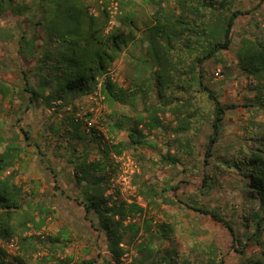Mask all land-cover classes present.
Here are the masks:
<instances>
[{"label": "trees", "instance_id": "obj_1", "mask_svg": "<svg viewBox=\"0 0 264 264\" xmlns=\"http://www.w3.org/2000/svg\"><path fill=\"white\" fill-rule=\"evenodd\" d=\"M13 1L0 0V16L8 5H12L17 15H24L38 0H32L31 4L26 0ZM242 1L105 0L99 15H95L89 9V0H56L55 9L47 13L48 30L37 66L39 83L34 85L24 72L22 90L29 94L26 106L35 102H44L49 107L74 105L76 98L98 91L109 109L105 116L111 122L112 131L125 130L128 135L126 142L109 144L99 129L94 126L88 129V122L79 119L75 112L63 123L66 131L63 138L75 158L73 179L82 195L75 200L84 207L86 218L93 213L92 224L106 231L112 254V259L104 258L103 263L93 257L70 264H226L218 246H208L207 258L204 261L195 258L194 262L183 256L176 246L167 244L174 240V221L164 219L154 223L153 217H145L143 223H139L137 219L148 207L156 209L162 204L188 207L224 222L235 240L236 250L244 254L248 244L261 248L259 254L248 257L245 264H264V123L256 116V113H264V34L241 39L236 59L254 95L246 96L245 106L250 115L242 125L243 132L228 144L219 162L214 147L223 142L226 113L240 104L221 103L218 90L211 88L206 79L207 61L228 67V60L233 59L228 57L234 45L233 28L237 18L249 12L240 7ZM114 4L115 10L112 9ZM112 19L116 23L110 25ZM28 20L20 37V48L24 52L25 44L29 43L30 56L34 57L37 40L30 42L28 36L36 34L38 24L43 22L36 20L29 27L32 21ZM139 39L147 43L151 63L149 78L144 85H119L110 75L111 66ZM14 95L13 86L0 74V240L17 237L19 244L16 253H9L0 246V264H65L66 260L56 254L67 246L66 237L62 234L28 235L31 229L39 230L44 226L51 211L43 204L36 205L35 209L26 204V191L17 181L14 167L21 158L23 146L6 138L1 121L3 100ZM139 99L143 103L138 110ZM58 101L60 105H53ZM120 104L137 111L135 114L119 111L116 106ZM164 114H170L171 121H165ZM204 122L213 130L207 134L204 165H211L216 173L225 165L242 181L247 200L237 221L232 215L209 208L201 199L190 195L182 198L177 194L179 184L153 182L139 174L133 182L146 206L135 200L118 201L106 195L108 170L116 169L112 152L121 155L129 148L138 151L146 146L155 147L150 136L160 128L163 135L168 134L163 138L167 151H158L155 163L174 168L180 165L187 171L189 165L196 164L188 162L195 158L194 136ZM75 123L84 127L86 138L91 137V142L81 148L79 142L83 135L77 132ZM22 131L26 139L30 138L28 130L22 128ZM59 133L60 130L56 132ZM83 141L87 142L85 138ZM91 150H98L100 157L90 159ZM214 185L215 178L204 173L203 186L209 190ZM239 226L244 228L242 234ZM195 244L198 245V241ZM42 248L47 252L40 255ZM132 251L127 258L126 254Z\"/></svg>", "mask_w": 264, "mask_h": 264}, {"label": "rangeland", "instance_id": "obj_2", "mask_svg": "<svg viewBox=\"0 0 264 264\" xmlns=\"http://www.w3.org/2000/svg\"><path fill=\"white\" fill-rule=\"evenodd\" d=\"M105 0H89L90 11L99 15L104 7ZM14 3H22L23 0H14ZM32 0H26L31 4ZM56 0H38L32 4V9L24 15L14 13L12 5H8L6 11L0 16V74L13 86L15 95L3 100L1 121L4 135L7 139L15 140L23 146V152L14 169L17 181L26 191V204H43L51 213L46 218V223L41 229H31L35 235L62 234L68 239V244L64 249L57 251V256L65 259L66 263L81 261L82 259L96 257L103 263L104 258L112 259L109 251L107 233L105 230L97 229L91 222L93 213L86 212L75 198H82L80 189L75 185L73 179V150L63 138L66 131L63 123L67 122L68 115H78L79 119L88 122V129L95 127L105 135V140L110 143L126 142L128 135L125 130L114 132L105 116L109 111L105 106L102 95L95 91L92 94L76 98L73 104L61 107H49L44 102H35L27 107L28 92L23 91L25 82L24 72L30 77L34 85L39 83L37 66L39 53L42 49V41L46 38V16L55 7ZM240 7L249 9V12L241 14L237 18V23L233 28V47L228 52V67L213 60L206 62L207 84L218 90L221 103H239L235 109L228 110L225 116V126L222 132L223 142L215 144L214 149L217 154V161L227 152L226 147L233 142L238 134L243 132L242 125L248 119L249 110L245 106L246 96L252 97L254 91L249 89L248 78L238 66L236 54L241 45L243 37H260L264 34V0H243ZM116 4L112 6L115 10ZM55 9V8H54ZM49 14V13H48ZM46 17V18H45ZM52 18V14L48 16ZM39 20L36 34H29V40L35 42V56L31 57L29 43H26L25 51H21L20 37L26 24L30 21ZM50 22V20H49ZM116 23L115 19L110 20V25ZM140 40V39H139ZM229 58V59H230ZM151 71L150 56L146 42L137 41L132 43L121 55L120 59L113 63L110 75L119 85L138 84L144 85L149 78ZM152 98V97H151ZM61 102H53V105H60ZM143 100L139 99L137 109L142 108ZM119 111L135 114L130 106L117 105ZM76 109V110H75ZM255 114V112H254ZM257 120L264 123V113H256ZM165 121H171L170 114H164ZM67 126V125H66ZM78 133L83 135V140L79 142V148L91 142V137L86 138L83 126L75 123ZM22 128L29 131L30 138L26 139ZM80 129V130H79ZM60 130L59 134H56ZM213 130L207 122L201 124L198 134L194 136L196 144L195 158L189 165L187 171L179 165L177 168L171 166H161L156 164L157 152L165 153L162 129H155L150 136V140L156 143L155 147L146 146L138 151L126 149L121 155L112 152L115 159L116 169L108 170L109 184L106 195H111L118 201L122 199L137 201L146 206V201L138 193L133 182L134 177L139 174L153 182H165L179 184L177 194L186 199L188 195L201 199L209 208H214L228 216L232 215L234 221L238 220L240 212L247 200L243 193V186L240 177L233 170H227L223 165L221 171L216 173L211 165H204L206 144L209 141L207 136ZM78 140V139H77ZM1 149H3L1 147ZM100 157L98 150H91L90 159ZM212 158V157H210ZM209 173L216 180V185L207 190L203 186V174ZM58 185V188H57ZM34 211V210H33ZM153 217L154 223L174 221L176 224L174 240L170 246H176L183 256L191 261L195 258L205 260L209 255L208 246H218L226 264H245L248 257L256 256L261 251L260 246L248 244L245 253L242 254L233 246L235 240L230 229L211 215H204L199 211L188 207L179 208L177 205L162 204L159 208L147 211L137 219L143 223V219ZM98 223H96V226ZM239 233H243V226L238 227ZM198 241V245L195 242ZM245 243V236L242 238ZM172 243V244H171ZM123 244V243H122ZM125 245V244H124ZM47 250L42 248L41 254ZM127 253V258L131 257ZM70 258V259H68ZM195 262V261H194Z\"/></svg>", "mask_w": 264, "mask_h": 264}, {"label": "built area", "instance_id": "obj_3", "mask_svg": "<svg viewBox=\"0 0 264 264\" xmlns=\"http://www.w3.org/2000/svg\"><path fill=\"white\" fill-rule=\"evenodd\" d=\"M43 234L41 235L42 237ZM0 246L4 247L9 253H16L19 250L18 238L13 237L7 240L1 239Z\"/></svg>", "mask_w": 264, "mask_h": 264}]
</instances>
